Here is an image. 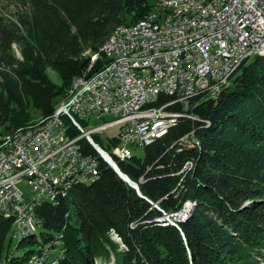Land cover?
Returning a JSON list of instances; mask_svg holds the SVG:
<instances>
[{"label":"trees","instance_id":"trees-1","mask_svg":"<svg viewBox=\"0 0 264 264\" xmlns=\"http://www.w3.org/2000/svg\"><path fill=\"white\" fill-rule=\"evenodd\" d=\"M18 2L12 14L0 10V143L55 114L84 69L86 50L96 53L116 27L155 12L149 0ZM235 74L213 100L195 96L187 109L166 107L179 115L168 132L144 146L141 157L116 160L143 198L80 139L83 151L99 162L98 179L74 187L57 207L41 206L42 227L31 238L12 244L10 221L0 219V264H30L58 239L54 264H95L111 253L114 264H264V54ZM171 101L161 96L156 104ZM62 119L71 137L81 135ZM189 134L196 143L181 147ZM91 138L107 151L98 135ZM186 163L191 169L181 172ZM187 202L195 206L184 221L161 220L173 219Z\"/></svg>","mask_w":264,"mask_h":264},{"label":"built area","instance_id":"built-area-1","mask_svg":"<svg viewBox=\"0 0 264 264\" xmlns=\"http://www.w3.org/2000/svg\"><path fill=\"white\" fill-rule=\"evenodd\" d=\"M152 8L156 24H149L148 16L145 27L122 38L130 39V47L113 39L96 59L86 61L74 95L65 96L57 118L1 141L0 219L10 221L12 244L19 234L43 223L38 211L51 206L55 187L71 191L87 177H99V162L83 151L82 136L68 134L63 116L90 137L116 128L118 135L109 140L107 151L100 149L115 164L126 161L135 156L128 146L146 147L176 123L179 115L165 113L166 107L179 104L187 109L195 96L213 100L228 67L237 59L254 58L264 45V0H154ZM162 15H170V22H162ZM106 58L110 61L85 79L93 65ZM133 58H140V65H133ZM197 74H208V84L195 85ZM169 86H176V94H166ZM161 96L172 101L158 106ZM156 115L165 116V123L156 124ZM133 116H140V123H133ZM93 121L101 124L91 126ZM196 141L188 144L193 147ZM64 152H71L70 161H63ZM189 164L181 172L188 171ZM178 215L163 219L174 221ZM51 259L53 250L30 264Z\"/></svg>","mask_w":264,"mask_h":264},{"label":"bare ground","instance_id":"bare-ground-1","mask_svg":"<svg viewBox=\"0 0 264 264\" xmlns=\"http://www.w3.org/2000/svg\"><path fill=\"white\" fill-rule=\"evenodd\" d=\"M155 15H156V10L154 13L149 15V24H156V16ZM162 22H170V15H162ZM147 23H148V16L144 20L139 21L138 23H135L132 25H120V26L116 27L114 29V31L112 32V34L110 35V37L105 41V43L98 49V51L96 53H92L91 50H86L82 54V59H85L86 61H92V59H96L97 55H100L102 52H104V50L110 45V41H112L113 39L125 38V34H131L133 31H137L139 28L145 27ZM122 47H130V39H122ZM263 54H264V45L262 46V48L257 49L255 51V56H261ZM247 60H250V59H247ZM243 63H244V59H237V63H233L232 65H230L228 67V70L225 71L224 80L221 82L220 86L217 88L215 98L219 95V93L224 88L229 86L232 76L235 73H237V71L239 70V68L242 66ZM133 65H140V58H133ZM76 81H77V77L73 79L67 96H73L74 95V91H75V87H76ZM203 84H208V74H197V77L195 78V85H203ZM166 94L167 95L176 94V86L166 87ZM58 109H60L62 112V105ZM166 112L169 114V111L165 110V113ZM59 114H56V112H55V114L52 115L48 119L57 118V116ZM43 122H45V120ZM133 123H140V116H133ZM164 123H165V116L156 115V124H164ZM37 126H34V127H37ZM21 132H23V131H21ZM16 134H18V132ZM83 135L84 134L81 133L80 136H82V138H85ZM80 136H78V137H80ZM9 138H10V135H5L2 137V141H8ZM74 138H76V137H74ZM188 140H194L192 134H189L187 136V139H182L180 141V146L181 147H190V145L188 144ZM79 144H80V140H79ZM144 146L145 145H137L136 148H143ZM70 160H71V152H64L63 153V161H70ZM191 166L192 165L189 164L188 169H191ZM97 179H98L97 176H89L85 180H83L81 186L92 184ZM70 192L71 191L69 190V188L67 186L55 187L53 190V203H51V207H57L63 200L68 199ZM189 205H190V209L192 210V208L195 206V202H189ZM186 206H188V205H185L183 208H185ZM188 207L186 209H188ZM183 210L184 209H182L181 213L183 212ZM189 212H190V210H189ZM177 214H175L174 216H177ZM183 215H184V213H183ZM183 215L179 214L178 216L182 217ZM161 220H163V219H161ZM176 220L177 219L174 218L175 222H179L178 220L177 221ZM174 221H167V222L169 224L175 225ZM41 227H42V223H36V229H32L29 232H23V233L19 234L17 237L14 238V242H20L22 240L33 237L38 232L37 230H39ZM60 240L59 239L54 240L51 244L44 247V249L41 250L38 255H35L32 258V260H39L42 258H46V257H48L49 254H51L52 250H53V257H56L54 255H55V251L61 246ZM55 261L56 260H49L45 264H54Z\"/></svg>","mask_w":264,"mask_h":264},{"label":"rangeland","instance_id":"rangeland-1","mask_svg":"<svg viewBox=\"0 0 264 264\" xmlns=\"http://www.w3.org/2000/svg\"><path fill=\"white\" fill-rule=\"evenodd\" d=\"M149 3L153 5L154 0H149ZM18 6L19 7L21 6L20 3L18 2V0H0V10H1L2 13L6 14V15H9V14H12L13 12H15L17 10ZM154 9L156 10V8H153V10ZM16 58L18 59V61H20V62L22 61L21 55H20V53L17 50H16ZM252 59L253 58H250V61ZM83 60H85V59H83ZM46 72H47V75L49 76V78L51 79V81L54 84H56V85H60L61 84L60 78H59V76L57 75V73L55 71H52L51 69L48 68V69H46ZM235 76H236V74L232 77L231 81L235 78ZM30 114H31V117H32L31 121L34 122L33 124L38 123L39 118H38L37 114L35 112H33V111H31ZM100 124H101L100 122H96V121L95 122L93 121V122L90 123L91 126H97V125H100ZM117 135H118V130L116 128H113V129H109V130L104 131L102 134L98 135V137H99V140L101 141V144H102L103 148L108 149L109 146H110L109 140H112L113 138L117 137ZM128 147L132 151L133 155H135L137 157H141V155L143 153V149L142 148H135L133 146H128ZM187 207L188 206L183 208L184 210H183L182 213L179 212L178 214L183 215V213H184L183 216H185L187 213H189V210L192 211L190 209V205H189L188 209H186ZM183 216L182 217H178L176 219L179 220V218H183ZM37 231L38 232L35 235H38L40 233V229L37 230ZM110 238H111V240L114 243L119 244L120 248L124 249V246L121 244L120 239L113 232L110 233ZM30 249H34L33 246H27L25 248V250H30ZM19 252L23 253L22 250H19ZM55 254H59V252L55 251ZM111 256L114 259L112 253L109 256V259H106L104 257L97 258L95 260V264H110V262L112 261ZM112 263L114 264V261H112Z\"/></svg>","mask_w":264,"mask_h":264},{"label":"water","instance_id":"water-1","mask_svg":"<svg viewBox=\"0 0 264 264\" xmlns=\"http://www.w3.org/2000/svg\"><path fill=\"white\" fill-rule=\"evenodd\" d=\"M110 61V59L106 58L104 60H98L93 67L91 68V70L86 74L85 79H89L92 75H94L97 71H99L101 69V67L103 66V64L108 63ZM86 63V60H83L81 68L84 66V64ZM61 112L60 109H58L56 111V114H59ZM86 140L88 141V143L92 146V148L97 152V154L99 155V157L108 165L112 168V170L116 173V175L119 177V179H121L123 182H125L126 184H128L131 188H133L134 190H136L137 194L141 196L140 192H139V188L138 185L131 181L125 174H123L120 169L118 168L117 164H115L101 149L100 147L95 144L92 140V138L87 135L86 133L83 135ZM143 198V197H142ZM156 207V205H154ZM185 206V204H184ZM158 208V207H157ZM182 211V210H181ZM180 211V212H181ZM191 214V211L186 214L185 216H183V218H179V222L180 221H184L189 215ZM112 261H114V259L111 256ZM112 261L110 262V264H113Z\"/></svg>","mask_w":264,"mask_h":264}]
</instances>
